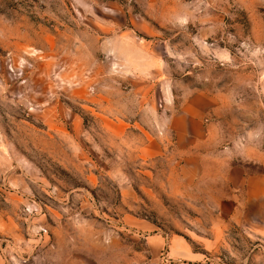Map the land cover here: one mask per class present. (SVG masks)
<instances>
[{
  "label": "rangeland",
  "instance_id": "rangeland-1",
  "mask_svg": "<svg viewBox=\"0 0 264 264\" xmlns=\"http://www.w3.org/2000/svg\"><path fill=\"white\" fill-rule=\"evenodd\" d=\"M0 264H264V0H0Z\"/></svg>",
  "mask_w": 264,
  "mask_h": 264
},
{
  "label": "crops",
  "instance_id": "crops-1",
  "mask_svg": "<svg viewBox=\"0 0 264 264\" xmlns=\"http://www.w3.org/2000/svg\"><path fill=\"white\" fill-rule=\"evenodd\" d=\"M146 150H148V149H146Z\"/></svg>",
  "mask_w": 264,
  "mask_h": 264
}]
</instances>
